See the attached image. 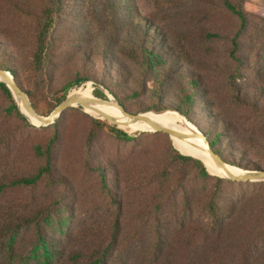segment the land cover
Here are the masks:
<instances>
[{
  "label": "rangeland",
  "instance_id": "374dc122",
  "mask_svg": "<svg viewBox=\"0 0 264 264\" xmlns=\"http://www.w3.org/2000/svg\"><path fill=\"white\" fill-rule=\"evenodd\" d=\"M115 1L121 22L132 24L130 30L146 29L149 46L168 60L161 91L153 89L157 75L143 73L127 56L116 53L114 46L100 43L98 36L105 30L97 19H81L89 18L88 7L72 0L56 29L58 48L47 71L49 94L43 91L40 110L51 109L53 94L79 73L87 80L69 94L87 89L94 100L118 103L131 114L176 113L178 127L184 131L195 134L197 130L209 140L222 132L215 148L235 162L229 165L245 171L264 170V71L260 74L254 67L264 61V0H241L249 24L238 38L239 63L231 56L238 21L223 0ZM37 6V0H0V62L10 66L26 93L36 89L39 79L31 66L32 12ZM79 29L85 33L83 39L77 33L67 35ZM192 75L198 78L197 95L193 110L184 116L177 110L179 96L185 91L184 80ZM13 97L17 109L0 89L1 174L36 175L47 164L36 146L45 147L52 136L54 141L50 174L36 185L8 190L1 200L19 214L43 211L50 216L45 233L57 256L54 264H70L68 258L74 254L81 256L79 264H85L95 247L102 250L107 245L115 220H121V226L111 251L114 264H264V207L245 200L255 193L264 197V189L230 181L215 171L217 166L209 155V162H203L212 177L223 179V205L234 199L239 210L225 215L222 230L208 245L203 244V232L182 231L178 237L177 224L184 218L196 228L205 227L201 206L209 186L195 169L182 166L177 171L180 162L172 149L179 150L173 138L150 126L129 131L117 125L134 139L122 140L100 128L88 151V135L95 119L104 120L101 116L75 105L43 126L30 121ZM187 197L192 212L183 207ZM64 220L67 224L62 228ZM158 223L162 246L150 256L151 241L145 246L137 241V233L143 225L149 234ZM253 225L262 234L254 240L246 233ZM35 245L36 225L23 227L18 250L28 255Z\"/></svg>",
  "mask_w": 264,
  "mask_h": 264
},
{
  "label": "trees",
  "instance_id": "16d2710c",
  "mask_svg": "<svg viewBox=\"0 0 264 264\" xmlns=\"http://www.w3.org/2000/svg\"><path fill=\"white\" fill-rule=\"evenodd\" d=\"M37 1L39 2V6H37L32 12V16L35 21V43L31 53V66L39 79L37 81L36 89L32 92H27V95L33 107L39 114L49 115L60 103L66 99L71 90L78 88L85 80H87V76H80V74L77 73L74 78L67 80L63 84L61 90L58 91L57 94H53V107L46 112H42L40 110L39 102L41 97L44 96L43 91L47 92V95L49 94L48 90L50 87V82L47 76V71L56 57V49L58 48L57 40H55L57 31L56 29L62 13L65 12V10L71 5L72 0ZM81 1L85 2V5L88 7L87 14L90 16L88 18V16L85 15L81 16L80 18L86 22H89L91 18L92 20L97 19V24L101 25L103 30H105L98 36L100 43L107 46H114V51H116V53L127 56L134 64L137 65L139 69L143 71V73L150 72L153 75H157V82L153 89L156 92H160L162 88L161 86L164 84L163 81H165L164 78L166 77V74L163 72V68L167 67L168 60L161 51H156L152 46H149V40L151 37L147 30L141 27L130 30L132 24L121 22L118 9L119 6H117L115 0ZM223 4L238 21V27L231 40V56L237 63H239L241 59L239 56L241 48L239 47L238 38L248 27L249 14L244 9L243 2L241 0L236 2L232 0H223ZM69 33H77L79 40L83 39L85 35V33L81 32L80 29L77 32L70 31L67 33V35L71 36ZM139 38L140 41H138ZM73 41H77V38H73ZM94 48H96V46H94ZM254 67L257 72L262 74L264 71V61L257 62ZM0 69L9 71L15 79V73L10 68V66L0 62ZM15 81L20 86L16 79ZM184 81L186 83L185 91H181L183 95L179 97H181L182 100H179L180 105L178 106L177 110L180 111L184 116H187L193 110L194 98L197 95L196 86L198 85V78L194 77L193 75L187 76ZM0 89L9 99L13 101V107L17 109V104L14 101L12 91L2 81H0ZM261 90H264V88L261 87ZM248 91L249 92L245 93L246 95H249L250 90ZM100 128H105L109 134L122 140L134 139L132 135L128 134L125 130L119 128L117 125H110L106 122V120L104 121L101 119H95L92 131L89 133L87 138L88 151L91 149L93 140L95 139L97 131ZM222 135L223 133L218 131L216 134H213L211 140L208 139L207 135L206 139L210 145V148L216 154H218L228 164H233L235 162L224 156L223 151L220 148H215ZM53 141L54 136H52L45 147L36 146L35 149L37 154L45 156L47 161L46 166L43 167L36 175L28 177H9L4 176L0 172V264L55 263L57 256L53 249L54 247H52V244L45 233L46 227L51 225L50 216L48 214L46 215L43 211H35L29 215L19 214L16 212L15 208L12 207V205L1 200V196H3L8 190L15 187L36 185L44 175L50 174V167L48 166V163L50 161V152ZM172 150L174 152L175 159L180 162V168H178L177 171L182 170V166L195 169L206 181L207 186H209L205 189V200L201 206L205 227H201V229L196 228L193 225L194 223H188V221L184 218L177 224V236L179 237L182 231L192 233L203 232L206 235V240H204L203 244L208 245L210 239L215 238L222 230L221 228L223 227V222L227 219L225 215L234 214L237 210H239V206H237L238 201L233 199L230 205H223V179L219 177H212L208 173L204 162L200 159L183 155L174 148ZM210 180H215V183H211ZM232 182L237 185H247L248 183H252L253 187L260 190L264 189L263 181ZM245 197L246 202L249 201V203L254 204L257 207H264L263 196L259 197V195L255 193L254 195L248 196V198L247 196ZM187 200H189V197L185 199L183 207L186 211L192 212V204L190 203L189 205ZM189 221L192 220L189 218ZM32 224L36 225V245L34 248H32L31 252L26 255L25 253L18 250L17 238L20 230L23 227ZM66 224V220L61 221L62 228H64ZM120 226L121 220H115L112 226L111 237L107 242V245L102 248V250L95 247L96 249L94 248L85 264H114V262H111V251L114 248L115 241L118 238ZM161 229L162 226H160V223H158L154 225L153 229L149 230V234H145V226L142 225L141 232L137 233V241H143L145 246L150 244L151 241V247L149 250L150 256L155 255L157 249H159L161 245ZM246 233L251 234L252 240L256 239V237L258 239V235L259 237L262 235L259 234L260 231L255 225H253L251 228H248ZM78 257L81 256L77 254L69 256L68 263L79 264L77 261H79L81 258Z\"/></svg>",
  "mask_w": 264,
  "mask_h": 264
},
{
  "label": "bare ground",
  "instance_id": "6f19581e",
  "mask_svg": "<svg viewBox=\"0 0 264 264\" xmlns=\"http://www.w3.org/2000/svg\"><path fill=\"white\" fill-rule=\"evenodd\" d=\"M71 95H74L78 97L79 99L88 101V103L90 104V109H87L88 112H91L99 116L101 115V113L111 116L117 120V122L119 123V126L121 125L120 127H124V129L126 128L129 131H132L141 126L152 127L150 123H154V124L184 133L187 135V138L183 140L178 139V138H173L174 145L177 147V149L181 151V153L196 157L200 159L201 161L209 162L210 160L211 156L209 157L210 154L207 151L206 142L202 138L196 135L197 130L195 131V134H192V133H189L179 128L178 123L180 121V117L177 116L176 113L146 112V113H143L142 116L146 118L147 121L141 120V119L132 121L131 118L126 116L117 105L107 104V103L94 100L91 96L90 90L86 89L85 91L78 92L76 94L71 93ZM20 105H21L22 111L25 112L24 107L21 102H20ZM29 118L31 119L30 121L36 124L38 123V120H36V118H34L33 116L30 115ZM151 129H146V130H151ZM215 165L217 166V168L213 167L215 168V171L222 174V176L224 177L229 174H233V175L241 174L245 171L242 169L241 170L237 169L231 165H228L225 169L219 167L216 163Z\"/></svg>",
  "mask_w": 264,
  "mask_h": 264
},
{
  "label": "water",
  "instance_id": "95a60500",
  "mask_svg": "<svg viewBox=\"0 0 264 264\" xmlns=\"http://www.w3.org/2000/svg\"><path fill=\"white\" fill-rule=\"evenodd\" d=\"M0 81L4 82L9 89L12 91L13 95L16 97V99L18 100V102L22 103L25 112L24 115L29 118V116H33L34 118H36V120H38L39 125H43V126H47L50 125L52 123H54V121L60 116V114L65 111L67 108L75 106V105H80L82 106L84 109H90V104L88 103V101L86 100H82L79 99L78 97L69 94L66 99L60 103L48 116H42L40 114H38V112L35 110V108L33 107L26 91L24 89H22L17 82L14 79V76L6 70H2L0 69ZM100 102H109L107 100H102L99 99ZM116 105L120 108V110L128 117L131 118L132 121L135 120H146V118H144L142 116V114H131L127 111L124 110V108L119 105L118 103H116ZM102 119L107 120L110 123L116 124L119 126V123L117 122V120L111 116L102 114L100 115ZM30 119V118H29ZM149 122V121H148ZM152 126V130L157 131V132H164L166 134H168L171 138H178V139H185L187 138V135L175 130H172L170 128L167 127H163L154 123H150ZM121 126V125H120ZM196 135L199 136L200 138H202L206 144H207V151L210 154V156L212 157V159L214 160V162L221 168H226L229 164H227L218 154H216L211 148L210 145L208 143V141L204 138V136H202L200 133L196 132ZM227 179L231 180V181H238V182H244V181H264V170H253V171H244L241 174H229L227 176H225Z\"/></svg>",
  "mask_w": 264,
  "mask_h": 264
}]
</instances>
